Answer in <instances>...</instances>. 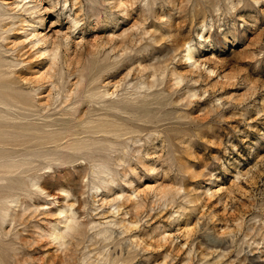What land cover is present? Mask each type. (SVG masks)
Masks as SVG:
<instances>
[{"label":"rangeland","instance_id":"374dc122","mask_svg":"<svg viewBox=\"0 0 264 264\" xmlns=\"http://www.w3.org/2000/svg\"><path fill=\"white\" fill-rule=\"evenodd\" d=\"M0 144V264H264V0H0Z\"/></svg>","mask_w":264,"mask_h":264},{"label":"bare ground","instance_id":"6f19581e","mask_svg":"<svg viewBox=\"0 0 264 264\" xmlns=\"http://www.w3.org/2000/svg\"><path fill=\"white\" fill-rule=\"evenodd\" d=\"M40 3V2H39ZM39 6H36V9L38 8ZM187 53H188V59L189 60H191L192 59V51H191V49H189L188 48V50H187ZM3 117V116H2ZM47 126V125H46ZM89 128V127H88ZM71 132V131H70ZM90 132H92V131H90ZM89 132V133H90ZM49 134H53L52 132H49ZM66 134V133H65ZM93 134H95V135H97L98 134V132H94ZM74 135H76L75 133L72 135V136H74ZM64 137H54V136H52V135H46L45 137H43L42 138V142H40V144L39 145H41V146H43V147H46V146H53L54 148V151L56 152L57 150L59 151V152H61V151H64L65 152V150H63V149H61V148H70V146L71 147H73V149L72 150H74V151H77L78 150V148L76 147V146H74L75 144H72L71 145V143H69L68 144V142H65V140H66V138H69V136L71 137V134H69V136L67 137V135H63ZM71 139H73V138H71ZM75 142H77V141H75ZM74 142V143H75ZM66 143V144H65ZM4 145H7V146H10L11 148L10 149H7L6 148V146H4ZM15 146L13 145V144H3V146H1V144H0V151L2 150V151H6V152H8L9 154L10 153H13V154H16V153H18L19 151L18 150H15ZM52 148V147H51ZM59 149H61V150H59ZM48 150H50V149H48ZM67 151V150H66ZM57 153V152H56ZM59 155V154H58ZM58 155H57V158L59 159V157H58ZM62 154L60 153V156H61ZM9 159L7 160V165H5V166H2V171H1V173H0V178L1 179H3V178H6V177H8L9 175H12V173H14V171H17V170H19V169H22L23 168V162H21L22 163V165L20 164V163H15L10 157H8ZM55 159V158H54ZM61 160H62V157L60 158ZM71 159V158H70ZM73 159V158H72ZM54 162H56V160H53ZM57 161H60V160H57ZM75 161V160H74ZM30 162V161H29ZM70 162H72L71 160H70ZM70 162H68V163H70ZM58 163V162H57ZM60 163H62V161L61 162H59V164ZM73 163V162H72ZM26 164V163H25ZM24 164V167L28 164H26L25 165ZM32 164V163H31ZM65 164H67V163H65ZM28 165H30V163L28 164ZM28 165H27V167H28ZM21 171V170H20Z\"/></svg>","mask_w":264,"mask_h":264}]
</instances>
